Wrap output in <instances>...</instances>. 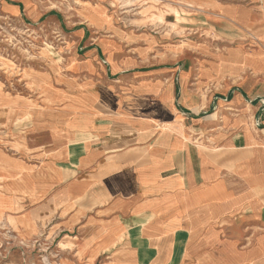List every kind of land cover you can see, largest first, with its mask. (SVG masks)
Returning <instances> with one entry per match:
<instances>
[{
	"label": "crops",
	"instance_id": "0c3cea01",
	"mask_svg": "<svg viewBox=\"0 0 264 264\" xmlns=\"http://www.w3.org/2000/svg\"><path fill=\"white\" fill-rule=\"evenodd\" d=\"M196 1L226 23L222 42L165 48L158 21L123 26L92 4L2 6L57 51L25 93L1 94L0 126L17 123L0 139V212L28 209L17 227L70 264H264V47L246 31L259 0Z\"/></svg>",
	"mask_w": 264,
	"mask_h": 264
},
{
	"label": "rangeland",
	"instance_id": "374dc122",
	"mask_svg": "<svg viewBox=\"0 0 264 264\" xmlns=\"http://www.w3.org/2000/svg\"><path fill=\"white\" fill-rule=\"evenodd\" d=\"M58 1L67 16L81 15L88 7L97 5L123 26L141 16L151 22L158 21L160 25L150 23L148 30L159 32L168 38L164 43L165 48L181 43L180 41L185 43L181 44L184 46H196L201 36L217 44L222 42L223 34L228 33L226 23L206 13L203 3L196 0H163V3L150 0H87L88 4L83 0ZM10 2L11 0H0V98L2 93L5 96L25 93V71L44 63V52L57 51L47 34L38 32L39 25L32 27L22 20L16 22L3 13L2 6ZM234 2L237 3V0ZM258 4V18L246 31L256 38V46L264 47L259 41L264 35V0H259ZM54 36L56 39H52L53 42H66V38L59 33ZM16 123L17 120L6 128L0 126V139L7 140L2 137V131L10 136ZM27 212L29 213L28 209H22L12 214L13 216L0 212V264H70L72 258L62 252L57 243L48 240L44 232L39 234L28 230L31 225L29 223L23 225L25 229L17 227L16 219H29ZM64 247L60 246L61 249Z\"/></svg>",
	"mask_w": 264,
	"mask_h": 264
},
{
	"label": "bare ground",
	"instance_id": "6f19581e",
	"mask_svg": "<svg viewBox=\"0 0 264 264\" xmlns=\"http://www.w3.org/2000/svg\"><path fill=\"white\" fill-rule=\"evenodd\" d=\"M141 1H148V0H141ZM150 1H153V2H157V3H163V0H150ZM50 49V48H49ZM51 53H54L53 50H50ZM225 111H228V112H233L234 110L230 107H227L225 109ZM257 130V129H256Z\"/></svg>",
	"mask_w": 264,
	"mask_h": 264
}]
</instances>
